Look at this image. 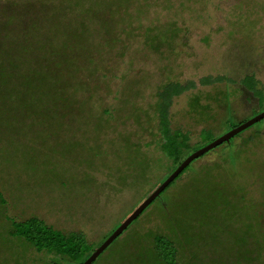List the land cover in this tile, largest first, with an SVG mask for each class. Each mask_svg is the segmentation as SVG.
I'll use <instances>...</instances> for the list:
<instances>
[{
  "label": "rangeland",
  "instance_id": "1",
  "mask_svg": "<svg viewBox=\"0 0 264 264\" xmlns=\"http://www.w3.org/2000/svg\"><path fill=\"white\" fill-rule=\"evenodd\" d=\"M220 74L237 80L227 101L224 84H198ZM246 74L264 86V0H0V264H68L16 233L31 217L98 246L168 173L158 88L196 83L170 107L171 128L195 142L203 128L224 132L229 111L237 123L257 108L238 82ZM224 154L221 145L193 160L93 264L127 236L120 255L130 259L176 219L178 264H264L263 248L239 260L234 246L248 226L264 244V130L238 173L223 168ZM204 179L226 188L230 207L245 206L239 218L218 220L221 205L214 215L181 206Z\"/></svg>",
  "mask_w": 264,
  "mask_h": 264
},
{
  "label": "trees",
  "instance_id": "2",
  "mask_svg": "<svg viewBox=\"0 0 264 264\" xmlns=\"http://www.w3.org/2000/svg\"><path fill=\"white\" fill-rule=\"evenodd\" d=\"M235 82H237V80L223 74L206 75L202 76L198 80L199 85H209L217 83L224 84L226 101L230 99L231 95H233V93L228 89ZM238 82L258 101V106L252 112L250 117L264 110V86L262 85L260 80L257 79L253 74H246L242 78H240ZM194 87H196V83L193 80H170L159 87L156 93L157 102L155 105V111L157 116L158 130L160 133L157 139V143L162 153L168 160V168L166 171L168 173L161 179V181L175 168V166L185 155L191 152L190 149H197L205 145L215 137L212 130L203 128L200 131L199 139L195 142H192L188 132L182 129H173L170 126V107L172 105L173 99L184 91L193 89ZM222 98H224L223 95ZM195 103L198 105V101L194 100V103L191 104L192 108H194ZM201 109H205V106L201 107ZM231 117L232 115L229 111L228 117L224 121L223 129H225V131L244 121L242 120L240 122L234 123V119ZM257 123L258 122L237 133L236 135L231 137L228 142H223L218 145H225V147L228 149V154H224L220 158L221 165L224 166L223 168L228 171V173H238L237 164L239 160H241V156L244 153L246 147H248V145L257 138V136H260L262 134L264 127L257 130L256 128L253 129V127L257 125ZM250 129H253V132L249 133L247 136H244L246 131ZM236 137L239 138V142L231 150L230 142L233 138ZM188 168L189 165H187L178 174V176H176L175 179L179 178ZM174 180H172L161 191V193H163L173 183ZM203 182L205 186L204 188L199 189V192L201 191L200 193L198 192L193 195V198L195 199L187 198L188 201L186 200V202H184V204L181 206L185 207L190 203L193 206L192 208H196L198 210L197 212L200 213L202 211L205 215H207L212 211L211 214L214 215V211L212 209H214L218 205H221L220 210L223 212V216H219L218 220L225 223L227 217H230L232 219L239 218L238 213L240 215L241 208H245V206L241 208L239 206L230 207L231 200L227 196V192L225 191L226 188H224V186L209 179H204ZM159 183H157V185ZM160 194L156 198H158ZM156 198L152 200V202H154ZM169 201V196L167 199L165 198V201L163 198V200L159 202V207L165 208L166 205H168ZM191 205L188 207H191ZM174 213H177V211ZM183 214H185V212ZM139 216L140 214L135 219H137ZM171 217L172 216L170 214V216L168 217L170 221ZM174 217L175 219L177 218L176 216ZM175 221L176 222L172 224L170 229V232L173 234L160 232L152 233L150 235V240L149 243H147L148 245H146V248H142L136 253H133L130 259L128 256H123V253L120 255L121 250L124 249V247L122 246H124L125 243L128 244L130 240V236H127V238H125L122 243H120L119 241L114 250L110 251L107 256L103 255L101 257L103 261H99L98 264H105V261L108 260L109 261L107 262V264H117L121 259H128L130 260L131 264H178L180 255L182 253V243L181 241H179V235L182 232L181 224L178 222L180 220L177 221L176 219ZM16 226V233H18L27 242L34 246L36 251L46 253L48 255H53L54 258L63 259L68 264H80L95 248L92 243L88 242L83 232L72 231L62 233L61 231L54 229L51 225L38 218H27ZM252 230L253 229L251 226H248V228L246 227L245 229L238 228V230H235L236 240L234 242V246H236L237 249L235 255L239 260L242 258L244 260H248L251 253L256 254V252H258L257 249L263 248L262 250H264V244L261 243L262 239L260 240V237H258V235H256V233H254ZM118 237H116V239ZM248 239H251L252 241H248ZM259 255H261V253ZM96 259L91 264H93ZM239 260L236 262H239ZM187 261H189L188 263L191 264L190 260Z\"/></svg>",
  "mask_w": 264,
  "mask_h": 264
},
{
  "label": "water",
  "instance_id": "3",
  "mask_svg": "<svg viewBox=\"0 0 264 264\" xmlns=\"http://www.w3.org/2000/svg\"><path fill=\"white\" fill-rule=\"evenodd\" d=\"M264 118V110L252 115L243 122L231 127L220 135L214 137L211 141L205 145L192 150L180 162L175 168L145 197L141 202L124 218V220L118 224V226L112 230V232L106 236V238L96 246L93 251L80 263L91 264L115 239L118 237L127 226L139 215L142 211L154 200L161 191L178 176V174L193 160L200 157L209 150L217 147L223 142H228L231 137L248 128L256 122H259Z\"/></svg>",
  "mask_w": 264,
  "mask_h": 264
}]
</instances>
